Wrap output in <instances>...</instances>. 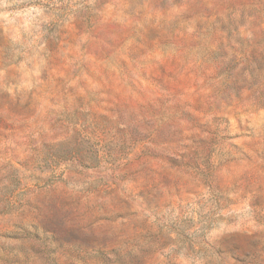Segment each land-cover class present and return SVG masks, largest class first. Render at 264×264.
<instances>
[{"label": "rangeland", "instance_id": "1", "mask_svg": "<svg viewBox=\"0 0 264 264\" xmlns=\"http://www.w3.org/2000/svg\"><path fill=\"white\" fill-rule=\"evenodd\" d=\"M0 264H264V0H0Z\"/></svg>", "mask_w": 264, "mask_h": 264}]
</instances>
